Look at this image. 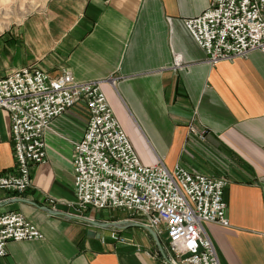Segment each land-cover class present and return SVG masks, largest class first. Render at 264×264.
Segmentation results:
<instances>
[{"label":"crops","instance_id":"0c3cea01","mask_svg":"<svg viewBox=\"0 0 264 264\" xmlns=\"http://www.w3.org/2000/svg\"><path fill=\"white\" fill-rule=\"evenodd\" d=\"M210 2L48 0L45 10L0 38V77L34 66L51 76L69 70L77 82L103 81L101 89L142 164L161 160L169 170L178 164L228 181L229 226L204 225L219 264H264V55L254 51L205 64L184 20ZM85 126L82 106L54 120L46 162L31 169V187L21 195L0 190V213H21L43 235L8 243L0 264H164L165 246L160 251L147 231L141 242L118 231L139 226L91 227L51 213L61 204L79 212L71 141L82 137ZM0 133V172L11 171L15 157L2 110ZM80 213L102 223L129 219H105L93 209ZM113 231L121 240L111 239Z\"/></svg>","mask_w":264,"mask_h":264},{"label":"built area","instance_id":"2783aa9c","mask_svg":"<svg viewBox=\"0 0 264 264\" xmlns=\"http://www.w3.org/2000/svg\"><path fill=\"white\" fill-rule=\"evenodd\" d=\"M184 26L210 66L254 51L264 55V0H211L200 15L184 20ZM180 64L175 59L174 67ZM102 84L77 82L66 69L51 76L34 66L0 77V110L8 114L15 157L13 170L0 172V190L21 195L31 187V169L46 162V136L53 121L82 106L85 130L71 141L79 212L123 211L129 216L126 221L153 230L165 246L164 264H219L204 225L229 226L224 201L228 181L191 173L178 164L169 170L161 160L142 164ZM204 134L202 130L199 137ZM49 203L55 206L53 199ZM110 237L121 240L114 231ZM42 238L21 213H0V259L7 255L8 243Z\"/></svg>","mask_w":264,"mask_h":264},{"label":"rangeland","instance_id":"374dc122","mask_svg":"<svg viewBox=\"0 0 264 264\" xmlns=\"http://www.w3.org/2000/svg\"><path fill=\"white\" fill-rule=\"evenodd\" d=\"M48 0H0V38H8L10 32L19 28L20 23L27 17L45 10ZM1 63V53H0ZM4 73L0 64V75ZM2 132H6L1 121ZM101 217L109 219L111 217H124L126 213L121 210L104 209L100 211ZM129 218V216H127ZM124 221V220H122ZM124 237H134L141 242L144 229L140 227H130L127 230H118ZM146 232V231H145Z\"/></svg>","mask_w":264,"mask_h":264},{"label":"water","instance_id":"95a60500","mask_svg":"<svg viewBox=\"0 0 264 264\" xmlns=\"http://www.w3.org/2000/svg\"><path fill=\"white\" fill-rule=\"evenodd\" d=\"M51 213L57 215H62L65 217H68L70 219H76L79 220L91 227H98V228H115V229H124L127 228L129 226H139L142 227L140 224L138 223H131L128 222L126 220L124 221H114V222H108V223H102L99 221V216H96V220H88L85 219L84 217L81 216V213L78 212L77 210H75L73 207H69L67 205H57L54 210H50ZM152 237V239L155 241V243L157 244V246L159 247L160 251L161 250V245H160V241L158 239V237L156 236V234L153 232V230H151L150 228L145 227L144 228Z\"/></svg>","mask_w":264,"mask_h":264}]
</instances>
